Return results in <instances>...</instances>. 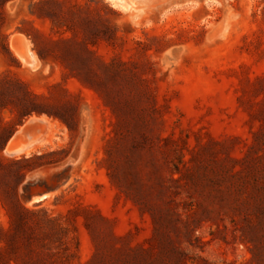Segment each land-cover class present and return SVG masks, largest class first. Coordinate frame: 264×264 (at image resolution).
Returning <instances> with one entry per match:
<instances>
[{"label": "rangeland", "instance_id": "obj_1", "mask_svg": "<svg viewBox=\"0 0 264 264\" xmlns=\"http://www.w3.org/2000/svg\"><path fill=\"white\" fill-rule=\"evenodd\" d=\"M2 146L0 264H264V0H0Z\"/></svg>", "mask_w": 264, "mask_h": 264}, {"label": "trees", "instance_id": "obj_2", "mask_svg": "<svg viewBox=\"0 0 264 264\" xmlns=\"http://www.w3.org/2000/svg\"><path fill=\"white\" fill-rule=\"evenodd\" d=\"M105 98L107 102L113 101L109 95L105 96ZM28 115L29 113L24 114L25 117ZM2 148L3 146L0 147V150ZM14 194V197L17 198L16 193ZM4 208L9 220L7 227L0 228V241L4 242L5 247L13 254L15 262L16 259L23 256L32 257L39 255V251L35 249L34 243L40 244L46 237V234L41 232L42 221L36 218L34 213L21 208L17 200L12 207L5 206ZM28 220H32L34 225L31 226ZM126 258V264H130L132 256L127 255Z\"/></svg>", "mask_w": 264, "mask_h": 264}, {"label": "crops", "instance_id": "obj_3", "mask_svg": "<svg viewBox=\"0 0 264 264\" xmlns=\"http://www.w3.org/2000/svg\"><path fill=\"white\" fill-rule=\"evenodd\" d=\"M23 127L27 132L26 135L29 137V139H31V134H33L35 128H41V130L44 131V134L47 133V131L49 130L48 127V123H46L45 121H34L31 120L29 122L24 121L23 125L21 126ZM18 134H20V131H16L13 135V138L16 137Z\"/></svg>", "mask_w": 264, "mask_h": 264}]
</instances>
